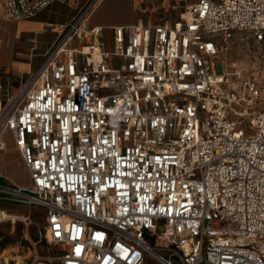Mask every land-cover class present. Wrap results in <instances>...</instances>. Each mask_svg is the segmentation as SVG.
Instances as JSON below:
<instances>
[{
	"label": "built area",
	"instance_id": "2783aa9c",
	"mask_svg": "<svg viewBox=\"0 0 264 264\" xmlns=\"http://www.w3.org/2000/svg\"><path fill=\"white\" fill-rule=\"evenodd\" d=\"M54 1L6 0L2 15ZM100 1L56 28L17 88L0 83V152L9 134L30 179L0 181V211L26 209L6 219L29 241L0 264H264V98L220 57L236 33L264 42V0H195L172 25L111 26L110 41L87 23Z\"/></svg>",
	"mask_w": 264,
	"mask_h": 264
},
{
	"label": "crops",
	"instance_id": "0c3cea01",
	"mask_svg": "<svg viewBox=\"0 0 264 264\" xmlns=\"http://www.w3.org/2000/svg\"><path fill=\"white\" fill-rule=\"evenodd\" d=\"M5 1L0 0V83L8 82L15 89L25 75L39 65L43 53L56 39V28L72 20L88 0H56L33 17L21 20L3 17ZM170 8L175 9L173 14ZM183 13L173 0H101L87 23L104 27V36L110 41L108 28L111 26L172 25ZM3 95L0 91V99ZM16 152L8 134L6 147L0 152V176L24 186L30 181L29 174L23 162L25 168L10 156Z\"/></svg>",
	"mask_w": 264,
	"mask_h": 264
},
{
	"label": "rangeland",
	"instance_id": "374dc122",
	"mask_svg": "<svg viewBox=\"0 0 264 264\" xmlns=\"http://www.w3.org/2000/svg\"><path fill=\"white\" fill-rule=\"evenodd\" d=\"M194 0H173L174 5L181 7L184 12L187 6ZM172 14L175 9H171ZM110 45V42H108ZM220 57L223 59L228 82L234 86H240L246 80H255L262 91V98H264V42L255 43L248 34L236 33L228 45L227 51H222ZM216 72L222 71L220 62L215 63ZM2 152V151H1ZM18 163L24 167L18 151L16 155L11 154ZM25 168V167H24ZM0 181L5 182V178L0 176ZM28 181L24 186H29ZM10 215L25 214L26 209L18 205H9ZM0 207H6L0 204ZM32 224L27 226V234L32 242L38 239V232L42 230L44 224L42 210L38 207L32 208ZM25 225L22 221L16 219L13 223L5 221L0 223V251H5L9 256L14 253L16 248L28 247L29 241L25 238ZM36 248L41 255H47L56 252L57 249L53 246L47 245L44 240L36 244ZM148 264H158L153 258L148 259Z\"/></svg>",
	"mask_w": 264,
	"mask_h": 264
},
{
	"label": "bare ground",
	"instance_id": "6f19581e",
	"mask_svg": "<svg viewBox=\"0 0 264 264\" xmlns=\"http://www.w3.org/2000/svg\"><path fill=\"white\" fill-rule=\"evenodd\" d=\"M2 217H3V221L2 222L7 221L8 219H6V218H9V217L15 218L14 216L10 215V213L7 212V211H0V218H2Z\"/></svg>",
	"mask_w": 264,
	"mask_h": 264
},
{
	"label": "snow or ice",
	"instance_id": "6c2138e0",
	"mask_svg": "<svg viewBox=\"0 0 264 264\" xmlns=\"http://www.w3.org/2000/svg\"><path fill=\"white\" fill-rule=\"evenodd\" d=\"M62 162V161H61Z\"/></svg>",
	"mask_w": 264,
	"mask_h": 264
}]
</instances>
